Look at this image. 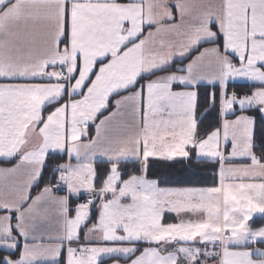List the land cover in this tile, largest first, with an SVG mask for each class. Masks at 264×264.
Segmentation results:
<instances>
[{
    "label": "snow or ice",
    "instance_id": "snow-or-ice-1",
    "mask_svg": "<svg viewBox=\"0 0 264 264\" xmlns=\"http://www.w3.org/2000/svg\"><path fill=\"white\" fill-rule=\"evenodd\" d=\"M251 112L264 0H0V264H264Z\"/></svg>",
    "mask_w": 264,
    "mask_h": 264
},
{
    "label": "trees",
    "instance_id": "trees-1",
    "mask_svg": "<svg viewBox=\"0 0 264 264\" xmlns=\"http://www.w3.org/2000/svg\"><path fill=\"white\" fill-rule=\"evenodd\" d=\"M237 89L247 87L246 84H238ZM207 107L206 104L201 103L200 112L203 113L204 109ZM251 115L256 116V136L257 139L264 134V121L261 120V117L255 112H251ZM211 117H205V123ZM63 158H58L55 162H60ZM0 163H5L3 160H0ZM101 167H106V165H101ZM129 168H133L132 164H128ZM214 171L212 165L203 160H197L193 156L190 160H180L176 159L173 161H163L157 160L153 162L151 168V174L153 176H159L170 182V186H206L211 183L213 177L211 173ZM43 185H41L42 187ZM38 191V189L33 190V195ZM259 224L260 221L257 220ZM6 254V253H0Z\"/></svg>",
    "mask_w": 264,
    "mask_h": 264
},
{
    "label": "crops",
    "instance_id": "crops-1",
    "mask_svg": "<svg viewBox=\"0 0 264 264\" xmlns=\"http://www.w3.org/2000/svg\"><path fill=\"white\" fill-rule=\"evenodd\" d=\"M177 159H179V158H177ZM14 163H15L14 160H13L11 163H0V167H10V166H12V164H14ZM33 190H34V189H33ZM35 194H36V193H35ZM35 194H34V195H35ZM58 194H63V192H60V193H58ZM77 202H80V201H77ZM141 247H143V245H142ZM104 264H113V261H112V259H110V258H104ZM120 264H127V262L124 261V260H121Z\"/></svg>",
    "mask_w": 264,
    "mask_h": 264
},
{
    "label": "rangeland",
    "instance_id": "rangeland-1",
    "mask_svg": "<svg viewBox=\"0 0 264 264\" xmlns=\"http://www.w3.org/2000/svg\"><path fill=\"white\" fill-rule=\"evenodd\" d=\"M250 114V113H249ZM251 115V114H250Z\"/></svg>",
    "mask_w": 264,
    "mask_h": 264
}]
</instances>
